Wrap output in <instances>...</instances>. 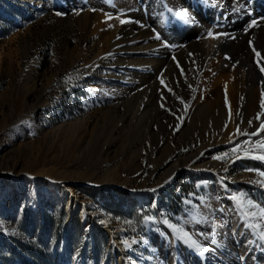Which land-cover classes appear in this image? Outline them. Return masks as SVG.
Here are the masks:
<instances>
[{"label":"rangeland","instance_id":"rangeland-1","mask_svg":"<svg viewBox=\"0 0 264 264\" xmlns=\"http://www.w3.org/2000/svg\"><path fill=\"white\" fill-rule=\"evenodd\" d=\"M83 1L0 0V264H195L175 229L202 247L228 222L239 231L232 197L256 201L244 188L264 181V131L225 126L200 78L181 94L185 44L137 82L139 59L115 50L164 0ZM246 12V30L264 27V5Z\"/></svg>","mask_w":264,"mask_h":264},{"label":"bare ground","instance_id":"bare-ground-1","mask_svg":"<svg viewBox=\"0 0 264 264\" xmlns=\"http://www.w3.org/2000/svg\"><path fill=\"white\" fill-rule=\"evenodd\" d=\"M88 1L90 0H84V4L80 6L97 4L101 0H92L90 3ZM164 1V4L156 2L147 7L148 14L144 16L143 23L146 22L149 27L143 28L141 20L139 24H142L138 25L141 28L136 29L138 30L136 38L134 35L128 37L130 35L126 34L128 38H125L128 41H125L131 44V47L126 48L127 51L124 48L125 52L115 50L117 54H133L139 59L137 63L127 67L130 72L145 73L144 76H142L143 74L136 75L137 82L143 81V85L148 84L153 76H156L150 75L157 71L156 63L167 64L172 55H176L170 50V45L185 44L182 49V55H184L181 63L182 76H175L178 78L177 84L181 94L185 98H190L195 92V85L200 83L199 88L202 86L207 88V98H214L210 106L215 107L214 109H217L221 114L220 120L224 125L227 122L239 124L243 127L241 132L251 136L252 133L263 132L261 127L264 125V71L261 69L264 68V27L246 30L248 24L253 20L254 14H248L246 11L256 7L260 8L261 5H264V0H249L242 6L239 5L240 8H238L239 6L233 8L232 1L234 0H221L220 3L208 0L207 4L204 3V0ZM178 10L186 11L191 22L186 23L176 16L175 12ZM161 13L163 14L161 15ZM165 15H169L168 19ZM204 22L220 23L221 34L213 41L207 42L199 37L198 28ZM157 35L161 39H156ZM175 35H178L177 39H174ZM189 68L192 71L188 73ZM159 69L161 70V68ZM173 74L175 73L173 72ZM199 78L201 82L198 81ZM139 87L145 86H136L135 88ZM204 108L206 109V107ZM227 130L226 134L234 135L231 128ZM254 161L255 164L264 166V159L259 158ZM177 164L178 162L174 166L176 167ZM249 184L251 185L244 189L246 192H252L253 198L258 204L255 211L259 212L260 209H264V186L257 182H249ZM238 212V218L234 217L238 219V232L230 234L232 228L234 229L235 221H232V226L228 222L219 235H212L208 232L201 233L202 236L199 237L208 251L200 253L183 240L180 241L185 245V253L189 255L192 263L213 264L212 261L216 260V257H213L215 253L218 258L214 264H264V241L258 239L256 230L246 226L259 223L260 228H264V223L259 222L258 217L243 219L240 208ZM249 241H253V243H249ZM56 263L69 264L61 255L56 257ZM122 264L124 263L122 262Z\"/></svg>","mask_w":264,"mask_h":264},{"label":"snow or ice","instance_id":"snow-or-ice-1","mask_svg":"<svg viewBox=\"0 0 264 264\" xmlns=\"http://www.w3.org/2000/svg\"><path fill=\"white\" fill-rule=\"evenodd\" d=\"M204 3L207 4L208 0H204ZM169 11H171V9H169ZM175 15L184 20V22L186 23L191 22L190 17L186 11L178 10L175 12ZM253 24H255V21H253ZM251 26L252 25H249V27ZM209 35L211 36L212 33H209ZM156 39H161V37L157 35ZM257 56H259V53H257ZM261 70L264 71V68H262ZM261 131H264V125H262ZM252 135H258V133H252ZM259 147L262 152V155L259 158L264 159V142H261ZM233 151H236V149H233ZM258 175L264 176V172L258 173ZM259 183L264 186V181H259ZM232 199L236 201V206L240 208L241 212L243 213V219L247 220L249 218L258 217L259 222L264 223V209H260L259 212L255 211L256 206L251 201H247L244 197L234 196L232 197ZM246 226L256 230L258 233V239L260 241H264V228H260L259 223L247 224ZM175 231L177 232V239L183 240L185 243L189 244L191 247H194L200 253L208 251L207 248L202 247L196 240L192 238L191 235H189V233L185 232L182 228H176ZM249 243H253V241H249Z\"/></svg>","mask_w":264,"mask_h":264}]
</instances>
